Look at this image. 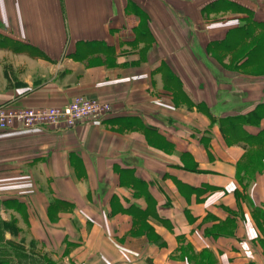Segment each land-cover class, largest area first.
Segmentation results:
<instances>
[{
  "label": "crops",
  "instance_id": "crops-1",
  "mask_svg": "<svg viewBox=\"0 0 264 264\" xmlns=\"http://www.w3.org/2000/svg\"><path fill=\"white\" fill-rule=\"evenodd\" d=\"M0 264H264V0H0Z\"/></svg>",
  "mask_w": 264,
  "mask_h": 264
},
{
  "label": "built area",
  "instance_id": "built-area-1",
  "mask_svg": "<svg viewBox=\"0 0 264 264\" xmlns=\"http://www.w3.org/2000/svg\"><path fill=\"white\" fill-rule=\"evenodd\" d=\"M111 112L109 103L97 98L77 96L64 106L16 108L0 105V130L23 128L60 127L74 129L88 120H100Z\"/></svg>",
  "mask_w": 264,
  "mask_h": 264
}]
</instances>
